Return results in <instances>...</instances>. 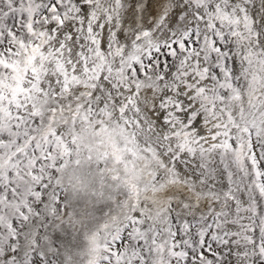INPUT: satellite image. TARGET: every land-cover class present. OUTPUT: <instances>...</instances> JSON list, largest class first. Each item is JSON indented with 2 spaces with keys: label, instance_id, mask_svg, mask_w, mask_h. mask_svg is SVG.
<instances>
[{
  "label": "snow or ice",
  "instance_id": "obj_1",
  "mask_svg": "<svg viewBox=\"0 0 264 264\" xmlns=\"http://www.w3.org/2000/svg\"><path fill=\"white\" fill-rule=\"evenodd\" d=\"M0 264H264V0H0Z\"/></svg>",
  "mask_w": 264,
  "mask_h": 264
},
{
  "label": "clouds",
  "instance_id": "obj_2",
  "mask_svg": "<svg viewBox=\"0 0 264 264\" xmlns=\"http://www.w3.org/2000/svg\"><path fill=\"white\" fill-rule=\"evenodd\" d=\"M65 180L66 182L71 181L72 187L69 188V195L73 202L81 199H94L91 193L99 190V177L95 175L91 163L83 156L79 166L71 164L65 170Z\"/></svg>",
  "mask_w": 264,
  "mask_h": 264
},
{
  "label": "rangeland",
  "instance_id": "obj_3",
  "mask_svg": "<svg viewBox=\"0 0 264 264\" xmlns=\"http://www.w3.org/2000/svg\"><path fill=\"white\" fill-rule=\"evenodd\" d=\"M90 199H81V200H78V201H75L74 203H76L77 205H80V206H83L85 203H87ZM100 209H103L104 206L101 205V206H98ZM97 215H102V212L100 211H97ZM74 245L75 247L77 248H83L85 246V241L78 237L75 241H74Z\"/></svg>",
  "mask_w": 264,
  "mask_h": 264
}]
</instances>
